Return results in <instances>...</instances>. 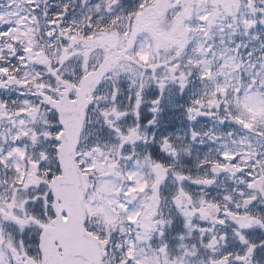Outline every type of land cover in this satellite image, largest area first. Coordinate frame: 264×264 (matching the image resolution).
<instances>
[{
  "label": "snow or ice",
  "instance_id": "6c2138e0",
  "mask_svg": "<svg viewBox=\"0 0 264 264\" xmlns=\"http://www.w3.org/2000/svg\"><path fill=\"white\" fill-rule=\"evenodd\" d=\"M0 264H264V0H0Z\"/></svg>",
  "mask_w": 264,
  "mask_h": 264
}]
</instances>
